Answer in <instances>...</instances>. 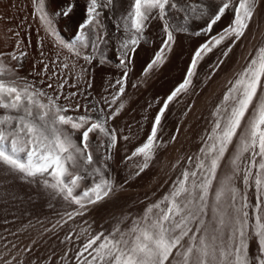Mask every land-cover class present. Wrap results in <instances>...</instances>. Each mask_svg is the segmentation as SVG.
<instances>
[{"label": "rangeland", "instance_id": "1", "mask_svg": "<svg viewBox=\"0 0 264 264\" xmlns=\"http://www.w3.org/2000/svg\"><path fill=\"white\" fill-rule=\"evenodd\" d=\"M80 1L84 5L82 11L74 1L45 0V12L52 21V27L59 39L65 44L75 45L80 52V56H75L66 49L79 69L87 66L84 75L81 74L82 76L77 78L76 74L74 77L70 69H74L75 65L67 64L70 72L69 82L58 83L57 87L52 85V88H49L50 82L31 69L32 48L25 43V38L32 30L31 14H38L34 0H0V63L11 67L16 71L17 77L35 84L48 95L55 96L57 91L62 93L60 104L70 109L77 104L80 106L78 112L72 111L68 114L73 116L89 114L93 118L100 115L107 120L106 127L114 130L117 137L115 146H110V141L105 137L98 138L95 134H90V151L94 160L101 162L99 166L102 175L111 182L112 190L95 204H88L85 209H79L78 205L65 200L39 181L29 182L17 174L0 170V264H5L6 261H11V264H77V254L88 238L101 232L107 235L117 225L122 230L127 229L148 206L161 201L170 192L174 182L182 178V172L194 168L196 157L213 127L214 110L231 87L230 81H234L237 74L247 66L257 48L264 46L262 27L264 10L260 12L262 7L264 9V0H257L253 19L245 35L234 44V37L225 39L210 52L203 53L196 67L192 69L193 75L187 90L178 93L168 102L157 127L153 158L141 171L143 157H133V152L146 142L155 117L160 114L172 92L187 78L196 51L211 37L221 34L230 25L233 12L226 10L212 31L206 33L209 17L217 10L220 0H174L177 8L168 9L164 19L158 16L152 18L144 32L139 34V43L124 48L122 46L124 42L134 35L125 31L126 15L133 0H126L125 7L123 6L126 12L122 16L124 18L118 17L119 12L115 4L113 5L114 0H111V3L101 0L104 6L97 9L99 12L97 22L90 26V31L85 32L86 41L82 46L77 37L81 34V25L87 19L89 0ZM74 5L76 7L73 8ZM66 8H70L71 11L68 15H63ZM193 8L196 9L195 12L192 11ZM201 12L204 14L201 15ZM166 24L172 31L173 41L170 42V48L164 51L163 62H158L149 69L148 65L160 52L167 39V33L164 31ZM261 28L263 33L260 31ZM26 44L28 46H25ZM229 46L231 51L224 55ZM133 47L134 52L131 51ZM177 51L178 53H175ZM13 55L20 58L19 67L17 61L12 59ZM85 55L90 57V62L84 59ZM121 59L125 61L123 65L120 63ZM163 67L167 68V72L162 71L165 70ZM174 67L176 68L173 72L176 75L172 76V80L173 72L171 73L168 68L173 70ZM160 71L164 75L161 74L163 76L156 81L161 80L162 83L155 82L157 85L153 84L154 90L150 87L152 91H149L153 96L152 94L151 97L147 96L149 94L147 92L146 98L138 100L137 105L140 108L137 111V107L134 109L136 103L134 107L132 106L133 94ZM94 77H97L100 83H105V90L98 92L93 90L90 81ZM170 82L173 84L172 88ZM60 84L64 85L62 89L59 88ZM121 86L124 88L122 94L119 92ZM72 93L75 95L70 96ZM114 97L115 103L112 102ZM130 102L132 105H129ZM132 111H137L138 115ZM130 114L135 118V122ZM75 136L78 139L80 133H75ZM234 146L235 141L226 154L218 178L221 173L230 170L225 165ZM189 157L192 158L191 164ZM81 174L85 175V179L80 182L76 194H81L84 189L92 186L94 179L95 181L100 179V176H96L90 169H81ZM236 185L243 190L242 180L238 179ZM254 191V188L248 189V197L253 204ZM77 211L83 214L76 215ZM69 213H73L72 218H69ZM256 247V241L253 239L250 251ZM85 255L87 256V253Z\"/></svg>", "mask_w": 264, "mask_h": 264}, {"label": "snow or ice", "instance_id": "2", "mask_svg": "<svg viewBox=\"0 0 264 264\" xmlns=\"http://www.w3.org/2000/svg\"><path fill=\"white\" fill-rule=\"evenodd\" d=\"M34 3L46 31L73 55L80 56L75 45L65 44L56 35L45 12V0H34ZM256 5L257 0H220L217 10L209 17L205 32L212 31L226 10L233 12L232 22L196 51L187 78L172 92L155 117L146 142L133 152V157H143L141 171L153 158L157 127L168 102L187 90L192 69L203 53L210 52L225 39L234 37V44L245 35ZM103 6L101 0H89L87 19L77 37L82 46L86 41L85 32L97 22V9ZM170 8H177L174 0H133L125 19V31L134 35L122 46L137 45L138 36L147 23L157 16L164 19ZM70 11L66 8L62 14L68 15ZM164 31L167 39L148 65L149 69L163 62L164 51L173 41L167 24ZM230 51L231 46L224 55ZM12 59L19 67L20 58L13 55ZM84 59L90 62L89 56L85 55ZM120 63L123 65L125 61L121 59ZM63 67L68 65L65 63ZM44 70L47 71V65ZM230 84L214 110L213 127L196 157L194 168L184 170L170 192L161 201L148 206L127 229L122 230L117 225L107 235L101 232L88 238L77 254V264H264V46L257 48L247 66ZM48 87L52 88V84ZM119 92H124L123 86ZM61 95L58 91L55 96L48 95L35 84L17 77L11 67L0 63V170L17 174L29 182L39 181L79 209H85L112 190L111 182L102 175L101 162L95 161L90 151V134L107 138L113 147L117 137L100 115L93 118L89 114H68L78 112L80 106L77 104L70 109L60 104ZM77 132L80 133L78 139ZM234 141V150L225 165L230 170L218 178ZM189 163H192L191 157ZM81 169L94 171L100 179H94L92 186L76 194L80 182L85 179ZM238 179L242 180L243 190L236 185ZM249 188L255 190V204L249 200ZM75 214L83 213L77 211ZM68 216L72 218L73 213ZM253 239L257 247L250 251Z\"/></svg>", "mask_w": 264, "mask_h": 264}, {"label": "bare ground", "instance_id": "3", "mask_svg": "<svg viewBox=\"0 0 264 264\" xmlns=\"http://www.w3.org/2000/svg\"><path fill=\"white\" fill-rule=\"evenodd\" d=\"M72 1H74V2H76L77 3V7H79V10L80 11H82V8L84 7V5H83V3L80 1V0H70V2H72ZM83 1V0H82ZM69 2V1H68ZM86 2H87V0H86ZM209 2V1H208ZM125 3H126V0H114V2H113V5L115 4V7L117 8L116 10H118V14H119V16L118 17H120L121 16V18H124V17H122L123 15H125L126 14V12H125ZM68 4V3H67ZM72 4V3H71ZM75 4V3H74ZM85 4V3H84ZM88 4V3H87ZM69 5V4H68ZM124 6V7H123ZM262 6V5H261ZM71 7V6H70ZM73 8L74 7H76V5H74V6H72ZM128 9V8H127ZM126 9V10H127ZM262 10H264L263 9V7H262V9L260 10V12L262 11ZM115 11V10H114ZM35 12V11H34ZM116 12V11H115ZM259 12V11H258ZM263 13V12H262ZM85 15V14H84ZM261 15V17L263 18V16H262V14H260ZM31 16H32V18H31V24H32V26H31V28H32V30H30L29 31V33H28V36H27V38H25L24 40L26 41L25 43H28V45H30L31 46V50H32V60H31V69H33L35 72H37L39 75H40V77H42V78H44V79H46L48 82H50V83H52V85H54L55 87H57V84L58 83H65L66 81H68V77H69V75H70V72L68 71V67L67 68H64L63 67V65L66 63V64H71V65H75V67H74V69H72L71 68V66L69 67V68H71L70 69V71H71V73L74 75V77H75V75L77 74V78L79 77H81L82 75L81 74H83V72H84V70L86 69V67H84L83 69H79V66H77L76 64H75V60L73 61V59L71 58V55L68 53V51L66 50V48H64L63 46H61L60 45V43H58L57 42V40L54 38V36L52 35V34H50V32H48V31H46V29H45V26H44V24L42 23V21L39 19V15L38 14H31ZM126 17H127V15H126ZM258 20H259V18H258ZM261 21V20H260ZM122 22V21H121ZM30 24V25H31ZM257 25H258V22H257ZM260 25V24H259ZM27 27V26H26ZM260 27V26H259ZM262 27H264V25L262 26ZM255 28V27H254ZM26 29V28H25ZM255 30V29H254ZM261 30H263L262 28L260 29V31ZM27 31H28V29H27ZM250 31V30H249ZM255 32V31H254ZM256 32H258V29L256 30ZM262 33H263V31H261ZM260 32V33H261ZM259 33V34H260ZM261 33V34H262ZM258 34V33H257ZM258 34V35H259ZM260 34V35H261ZM126 35V34H125ZM24 36H25V34H24ZM118 36V35H117ZM255 36H256V38H257V35H256V33H255ZM259 37V36H258ZM261 37V36H260ZM263 37V36H262ZM127 38V37H126ZM254 40H255V38H253ZM117 40V39H116ZM254 40H252V41H254ZM257 40V39H256ZM123 41V40H122ZM110 42V41H109ZM116 42V41H115ZM250 42V41H249ZM191 43V42H190ZM194 43V42H193ZM254 43V42H253ZM111 44V43H110ZM121 44V43H120ZM178 44V43H177ZM27 44L25 45V46H28ZM115 45V44H114ZM191 45V44H190ZM251 45V44H250ZM118 46H119V44H118ZM120 47V46H119ZM180 47H182V46H180ZM184 47V46H183ZM249 47V46H248ZM29 48V47H28ZM116 49V48H115ZM118 50V49H117ZM116 50V51H117ZM29 51H30V48H29ZM170 51V50H169ZM117 53V52H116ZM120 53V52H119ZM175 53H178V51L177 52H175ZM174 54V53H173ZM118 55V54H117ZM172 55V54H171ZM175 55V54H174ZM177 55V54H176ZM178 56V55H177ZM175 58H176V56H175ZM168 59V58H167ZM172 59V58H171ZM141 60V59H140ZM169 60V59H168ZM173 60V59H172ZM178 60V59H177ZM179 60H180V58H179ZM178 60V61H179ZM170 62V61H169ZM173 62H177V61H173ZM171 63V62H170ZM177 63H179V62H177ZM138 64V63H137ZM167 64V63H166ZM173 64V63H172ZM45 65H47V71H45L44 69H45ZM177 65V64H176ZM175 65V66H176ZM144 66V65H143ZM145 66H146V64H145ZM144 66V67H145ZM160 66V65H159ZM170 66L172 67L173 65H171L170 64ZM178 66H181V65H178ZM168 67V66H167ZM236 67V66H235ZM155 68V67H154ZM164 68V67H163ZM173 68V67H172ZM175 68L176 67H174V69L173 70H171V68H168V69H170V71H171V73L175 70ZM29 69H30V67H29ZM30 69V70H31ZM162 69V68H161ZM165 69V68H164ZM167 69V68H166ZM166 69L165 70H163L162 69V71H164V73L165 72H167L166 71ZM152 71H153V69H152ZM162 71H160V72H156V74L153 76V78H151L152 80L150 81V82H148V83H145L142 87H140V89H138V91L137 92H135V94H133V96H132V98L134 99L133 100V105H132V103L131 104H129V105H132L133 107H134V105H135V103H136V106L134 107V109H136V107H137V111L139 110L138 108H140V106L138 107V105H137V102H138V100L140 101V99L141 98H146V94L145 93H149L147 96H150L151 94H152V96H153V93H150V91H152V90H150L152 87H153V84L155 83V82H158V83H162V82H160V81H156V80H158V78L160 79V76H163L164 74L163 73H161ZM178 71V70H177ZM176 71V72H177ZM154 72V71H153ZM169 72V71H168ZM170 73V74H171ZM89 74V73H88ZM161 74H163V75H161ZM174 74V75H173ZM84 75V74H83ZM86 75V74H85ZM166 75H167V73H166ZM166 75L164 76V78L166 77ZM176 75V73L175 72H173L172 73V75H171V79L173 80V77ZM150 76H152V75H150ZM173 76V77H172ZM167 77H168V75H167ZM176 77H178V76H176ZM88 78V77H87ZM167 80H168V78H166ZM89 80V79H88ZM170 80V79H169ZM145 81V80H144ZM176 81V80H175ZM46 82V81H45ZM69 82V81H68ZM101 81H99L98 80V78L96 77H94V78H92V80L90 81V83L92 84V86H93V90L94 91H96V92H98V91H103V90H105L106 89V85H105V83L104 84H102V83H100ZM171 84H172V82H170ZM169 83V84H170ZM174 83V82H173ZM75 84V83H74ZM168 84V85H169ZM170 84V85H171ZM175 84V83H174ZM71 85V84H70ZM152 85V86H151ZM154 85H157V83L156 84H154ZM161 85V84H160ZM169 85V86H170ZM151 87V88H150ZM173 87V84H172V86H171V88ZM89 89V88H88ZM153 90H154V88H152ZM211 89H213V87L211 88ZM210 89V90H211ZM150 90V91H149ZM171 90V89H170ZM169 90V91H170ZM220 90H221V88H220ZM109 91V90H108ZM111 91V90H110ZM165 91V90H164ZM168 91V90H167ZM216 92V91H215ZM116 93V92H115ZM103 94H104V92H103ZM109 95V94H108ZM145 95V96H144ZM217 95V94H216ZM216 95H215V97H216ZM96 96V95H95ZM208 96V95H207ZM206 96V97H207ZM213 96V95H212ZM211 96V97H212ZM106 97V96H105ZM151 97V96H150ZM210 97V98H211ZM131 98V99H132ZM105 99H107V98H105ZM127 100H128V98H127ZM145 100V99H144ZM150 100V99H149ZM207 100H208V97H207ZM131 101V100H130ZM142 101V100H141ZM108 102V101H107ZM212 102V101H211ZM142 103L143 102H141V105H142ZM210 103V102H209ZM139 104V103H138ZM152 105H154V104H152ZM131 106V107H132ZM132 107V108H133ZM129 108V107H128ZM120 109V108H119ZM131 109V108H130ZM132 110V109H131ZM137 111H132V113L134 112V113H136ZM128 112H129V110H128ZM131 112V111H130ZM131 113V114H132ZM138 113V112H137ZM136 113V114H137ZM125 114V113H124ZM131 114H130V116H131ZM138 115V114H137ZM142 115V114H141ZM127 116H129V114L127 115ZM132 116H134V114H132ZM131 116V117H132ZM127 118V117H126ZM132 118H134V117H132ZM131 118V119H132ZM137 118V117H136ZM144 119V118H143ZM135 120V118L133 119V122H135L134 121ZM126 121H128V120H126ZM122 122V121H121ZM129 123V122H128ZM131 123H132V120H131ZM133 124V123H132ZM133 125H135V124H133ZM132 125V126H133ZM129 127H131V124L129 125ZM123 147V146H122ZM115 149V148H114ZM123 151V150H122ZM173 169V168H172ZM95 174V173H94ZM96 175V174H95ZM97 176V175H96ZM99 177V176H98ZM100 178V177H99Z\"/></svg>", "mask_w": 264, "mask_h": 264}]
</instances>
